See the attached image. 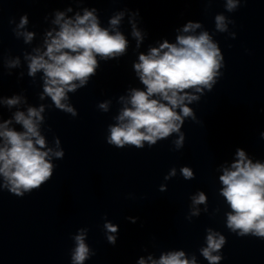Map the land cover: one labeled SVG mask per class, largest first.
Masks as SVG:
<instances>
[{"label":"water","instance_id":"95a60500","mask_svg":"<svg viewBox=\"0 0 264 264\" xmlns=\"http://www.w3.org/2000/svg\"><path fill=\"white\" fill-rule=\"evenodd\" d=\"M226 3L227 0H0V123L11 120L10 128L23 131L14 120L15 112L27 114L29 107L44 106V119L39 125L46 141L42 150L64 151L63 159L52 157L53 176L41 186H162L221 191L224 186L219 177L237 160V149L244 150L253 163H264V0H239L231 12ZM69 7L71 12L67 11ZM85 8H95L100 26L110 31V19L123 12L116 30L125 36L128 48L115 59L97 57L99 66L87 86L67 93L63 103L75 109L77 115L73 117L56 109L50 97L40 98L43 72L29 76L25 56L35 55L37 48L46 50L47 33L55 35L59 30L53 23L57 12L74 19L76 13L83 15ZM24 15L28 24L19 31L34 33L28 43L13 31ZM216 15L225 16L226 32L216 30ZM10 19L15 23L10 24ZM132 22L143 35L139 47L132 36ZM188 22L201 27L194 33H183ZM202 31L217 43L223 66L211 91L205 89L201 94L187 90L200 99L186 102L196 120L184 118L180 129L183 146H175L178 133L157 140L152 147L145 142L143 149L109 145V125L117 123L115 117L125 106L120 97H129L132 88L145 90L134 69L139 54H147L165 40L176 43L178 35H199ZM16 59V67L7 66ZM13 96H20L21 102L9 108L4 101ZM104 102H108L107 112L99 108ZM185 167L194 178L183 177L181 169ZM173 169L175 175H170ZM0 183L4 184L2 175Z\"/></svg>","mask_w":264,"mask_h":264},{"label":"clouds","instance_id":"9594fccd","mask_svg":"<svg viewBox=\"0 0 264 264\" xmlns=\"http://www.w3.org/2000/svg\"><path fill=\"white\" fill-rule=\"evenodd\" d=\"M238 4L239 0H227V11L235 10ZM67 11L71 12L72 8L69 7ZM95 12V8L91 11L85 8L83 15L76 13L74 19L66 18L64 12H57L53 23L59 26V30L55 31V35L52 31L47 33L44 41L46 50L41 52L37 48L34 49L35 55L25 56L29 61V76L34 77L37 72H43L44 86L40 98L50 97L56 109L71 113L73 117L77 115L75 109L63 103L68 99L67 93L87 86L89 78L95 75L99 66L97 57L103 60L115 59L124 55L128 48L127 39L116 30L124 13L120 12L110 19V31L100 26ZM9 23L14 24L15 20L10 19ZM27 24V15L21 16L13 30L17 37L23 35L25 43L31 42L34 36L32 32L19 31ZM200 27L199 23L188 22L182 32L194 33ZM215 27L219 32L227 31L225 16H215ZM132 36L139 47L143 35L134 22ZM223 59L220 48L207 31L199 35H178L176 43L165 40L158 48H150L147 54H139V62L134 64V69L145 90L132 88L129 97H120L125 106L115 117L117 123L109 125L107 143L116 148L129 145L143 149L145 142L152 147L157 140L178 133L179 139L174 143L177 149L182 147L184 134L180 129L184 118L196 120L186 102L200 99L187 90L193 89L201 94L205 89L211 91L217 77L221 75L219 70L223 66ZM18 64L19 59H16L7 66L16 67ZM20 102V96L4 101L9 108ZM99 108L107 112L108 102L99 104ZM42 112L44 106L29 107L27 114L23 111L15 112L14 120L22 126L23 131L10 128L11 120L0 123V175L4 178L3 187L18 197L39 190L53 176L52 157H64L63 150H42L46 147V141L39 131V125L44 119ZM261 135L264 137V133ZM56 144L59 148V140H56ZM236 156L237 160L231 168H225L219 177L224 186L220 194L231 208V212L227 213L226 226L240 237L251 234L264 238V163H253L242 149H237ZM181 172L185 179L194 178L193 172L187 167L182 168ZM170 175H175V169ZM192 199L194 205L206 202L203 192ZM198 214V211L192 213ZM104 227L110 233L117 231L111 223H106ZM85 236L86 231L81 229L74 237L76 247L72 253L73 264H83L89 258ZM107 239L115 244L114 236L108 235ZM225 243L223 235L208 229L207 247L201 252L209 264H218L222 257L212 253L218 252ZM139 264H145L144 259H140ZM152 264L196 262L194 257L189 260L183 251H177L162 255L158 261L152 260Z\"/></svg>","mask_w":264,"mask_h":264}]
</instances>
